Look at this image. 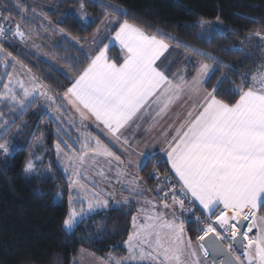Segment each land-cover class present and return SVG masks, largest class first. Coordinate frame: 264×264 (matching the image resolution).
Masks as SVG:
<instances>
[{"label":"snow or ice","instance_id":"6c2138e0","mask_svg":"<svg viewBox=\"0 0 264 264\" xmlns=\"http://www.w3.org/2000/svg\"><path fill=\"white\" fill-rule=\"evenodd\" d=\"M218 25L188 27L210 43ZM253 38L264 50L257 29L222 49L244 57L232 63L113 0H0V158H15L30 111L55 122L62 229L99 242L108 229L85 221L129 210L126 255L108 264H264V62L242 70ZM44 160L34 150L23 172L43 178Z\"/></svg>","mask_w":264,"mask_h":264},{"label":"trees","instance_id":"16d2710c","mask_svg":"<svg viewBox=\"0 0 264 264\" xmlns=\"http://www.w3.org/2000/svg\"><path fill=\"white\" fill-rule=\"evenodd\" d=\"M75 2L76 0H66L67 4L73 6ZM113 2L130 8L134 17L151 25L152 28L158 26L232 63L244 57L239 53L231 54L222 49L242 40L243 34L250 29L264 32V26L256 22L264 18V0H113ZM88 11L96 15L100 9L89 4ZM217 17L225 28L213 29L210 43L207 42L209 37L202 35L201 38H197L194 35L201 32L200 28L188 27L199 19L214 20ZM69 23L73 22L70 20ZM229 27L236 28L239 35L226 32V28ZM257 44H259L257 38L246 42L245 46L252 49L253 56L242 65V70L254 69L264 62L261 60V57H264V50L256 47ZM111 55L117 56L118 50L113 48ZM32 59L36 57L33 56ZM40 67L51 71L58 79H63L50 64L41 63ZM3 111L7 113L8 109L5 107ZM44 118L45 116L32 114L31 111L25 115L23 119L27 121L28 127L24 130L23 138L14 141L18 146L14 152L15 158H9V161L0 158V264H71L73 256L82 245L100 254L123 249V241L130 230L129 210H112L109 213L101 212L94 215L90 219L93 224L90 231H94V226H106L108 233L102 241L83 243L78 237L86 230L84 225L76 230L75 236L61 227L67 202L65 200L62 203L55 202L54 195L59 186L66 187L62 169L54 165L57 171L55 177L30 179L25 176L23 163L32 150L34 138L42 127L41 122ZM154 164L155 162H150L143 175L146 176ZM131 211L135 212V207ZM105 216L108 219H105Z\"/></svg>","mask_w":264,"mask_h":264},{"label":"rangeland","instance_id":"374dc122","mask_svg":"<svg viewBox=\"0 0 264 264\" xmlns=\"http://www.w3.org/2000/svg\"><path fill=\"white\" fill-rule=\"evenodd\" d=\"M45 2L51 3L52 0H45ZM205 20H209V19H205ZM215 20L216 19L209 20V21H215ZM224 28H225V26L222 22V25H218L214 29L224 30ZM42 50L47 51L48 49L45 48ZM41 125H42V127L37 132V134L34 138V144H33V147H32V150L30 151V153H32L35 150L37 155H45L44 163H43V165H41V167H44V168H46L48 166V161L50 159L52 162L51 163V172L47 173L44 177H55L57 171H56V167L54 165H56L62 169V165L60 163H58L57 157L54 154V141L57 139V136L55 135V129H56L57 125L55 124V122L50 120L49 117H47V116H45V118L41 122ZM41 138L43 139V146L41 148H37V142L40 141ZM49 140H52V141L50 143H48ZM7 161H9V160L7 159ZM25 176L30 178V179L41 178V177L36 176L35 174H33L31 176H28L25 174ZM62 189H64V186H59L57 188L55 195H54L55 202L62 203V202H64V200L66 201L67 193L62 192L61 191ZM126 194L127 193H124V195H126ZM90 219L85 221V224L88 225L87 230H90L93 226ZM109 252H111L117 256H122V255H126V248L123 245V249L112 250ZM109 252H107L106 254H100V253L92 250L91 248H88V247L82 245L79 248L78 252L73 256V258L71 260V264H101V261H104V264H108L107 254Z\"/></svg>","mask_w":264,"mask_h":264},{"label":"crops","instance_id":"0c3cea01","mask_svg":"<svg viewBox=\"0 0 264 264\" xmlns=\"http://www.w3.org/2000/svg\"><path fill=\"white\" fill-rule=\"evenodd\" d=\"M146 144H141L140 146V150L143 151L145 150ZM149 151H151V149H149ZM255 231V230H254Z\"/></svg>","mask_w":264,"mask_h":264},{"label":"water","instance_id":"95a60500","mask_svg":"<svg viewBox=\"0 0 264 264\" xmlns=\"http://www.w3.org/2000/svg\"><path fill=\"white\" fill-rule=\"evenodd\" d=\"M226 243V242H225Z\"/></svg>","mask_w":264,"mask_h":264}]
</instances>
